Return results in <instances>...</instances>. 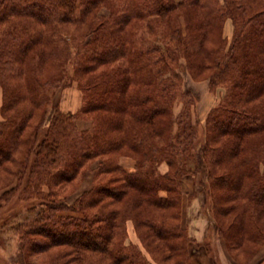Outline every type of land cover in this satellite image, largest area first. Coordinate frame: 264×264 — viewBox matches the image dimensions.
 Instances as JSON below:
<instances>
[{"label": "trees", "instance_id": "trees-1", "mask_svg": "<svg viewBox=\"0 0 264 264\" xmlns=\"http://www.w3.org/2000/svg\"><path fill=\"white\" fill-rule=\"evenodd\" d=\"M106 7L112 13L102 14V8ZM177 11L200 16L202 20L190 22L188 27L203 31L195 33L193 38L185 35L181 23L173 17ZM228 17L233 19L236 27L230 48L226 50L224 40L220 38L217 50L208 49L205 40L210 30L221 32ZM135 20L145 22L144 29L150 34L160 28L162 45L153 42L157 38H152L148 44L143 36H138L136 32L141 28L131 26ZM3 21L10 22L12 28L6 31L7 37L0 40V74L4 76L10 72L23 73V66L16 62L35 56L34 53L27 55L28 46L32 45H41L36 55L40 57L44 53L55 57L60 67L65 68L70 60L73 61L76 72L94 69L91 62L106 67L93 84L92 80L86 81L90 89L85 88L86 101L81 108L83 112H109V115L100 116L103 131L98 128L91 132L78 130L75 117L65 114L59 106L52 127L37 131L20 182L23 179L29 182L33 167L39 164L41 172L38 175L46 179L50 189L56 180H69L85 160L113 148L127 147L141 154L146 164L139 163L134 171L119 164L123 177L140 193L147 195L150 191L154 203H179L180 177L195 172L206 179L204 187L210 205H214V183L208 179L211 169L204 155L208 144L196 150L200 145L199 134L186 109L182 114L186 119L176 122L174 103L177 99L182 100L184 106L188 105V97L180 88L178 76L167 74L178 52L193 48L204 53L202 64L211 62L214 67L210 84L225 85L227 89L224 100L210 114L208 124L214 127L215 134L210 137L215 145L220 134H228L229 143L222 148L214 146L209 151L216 158L232 157L241 151V145L246 141V147H242L247 152L243 163L253 165L249 170L236 169L226 178L232 185L227 188L229 200L239 196L248 198L233 229L237 243L244 241L246 227L243 220L244 213L248 215L247 219L250 218L248 207L257 206L260 213L264 212V169L257 162H251L252 157L257 159L264 154V141L257 144L248 138L264 129V109L243 106L244 102L264 95V0H0V24ZM65 23L78 24L83 29L68 40L59 29ZM45 44L52 46V53L42 48ZM39 80L35 78L34 86L28 89L30 99L36 104L43 103L42 98L36 97ZM20 89L12 87L16 92H12V106H16V100L23 95ZM16 120L12 119V127ZM223 123L231 129L221 131L224 130ZM13 131L12 128L11 133L8 126L0 124V158H8L10 149H5L7 145L1 143H5L11 134L15 138ZM36 150L38 155L34 157ZM162 160L174 169L173 173L156 175L149 163ZM104 163L102 169H109V163ZM246 176L250 179L243 184ZM50 189L48 199L51 200L45 198L47 207L19 226L22 229L20 235L29 246L39 244L47 250L49 246L61 244L73 249L72 259L66 260L67 255L63 254L49 264H83L91 260L86 252L99 254L96 264H105L107 257L108 264H149L143 254L124 244L121 210H108L104 206L91 211L99 201L95 194H108L104 186L98 185L78 199L79 208L57 198ZM161 190L168 195L162 197ZM21 201L22 206L37 204L36 200ZM130 202L134 203V199ZM65 211L73 214L62 213ZM149 223L152 237L167 248V259H174L172 264H192L188 247L190 237L179 222L151 218ZM214 224L218 229L221 223L215 220ZM36 235L56 242L50 244L45 238L38 240Z\"/></svg>", "mask_w": 264, "mask_h": 264}, {"label": "rangeland", "instance_id": "rangeland-1", "mask_svg": "<svg viewBox=\"0 0 264 264\" xmlns=\"http://www.w3.org/2000/svg\"><path fill=\"white\" fill-rule=\"evenodd\" d=\"M101 13L107 15L112 13V10L107 7L102 8ZM185 14L183 11H177L173 17L181 23L185 35L188 37L191 35L193 38L195 33L203 30L188 26L190 22H197L198 19H202L195 13ZM144 23L135 20L131 26L141 28L136 33L138 36H143L148 44L152 38H157L158 40L153 42L158 46L162 45V38L159 35L162 32L161 29H157L155 34H150V31L144 29L146 25ZM10 25V22L5 21L0 24V40L5 36L7 37L6 31L8 29L12 30ZM59 29L70 40V37L79 34L83 27L78 24L65 23ZM235 32L234 21L228 17L222 25L221 32L210 30L205 44L209 47L208 49L217 50L218 45L221 44V39H223L225 48L228 50ZM28 47L30 49L27 55L30 56L34 53L35 56H30L32 60L28 57L21 63L16 62V65L23 66L21 75L12 72L6 76L0 74V124L8 126L11 133L13 128L16 135L15 138H12L11 134L5 143H1L2 146L7 145L5 149H10L8 158H0V262L2 264H49L63 254L67 255H65L66 260L73 258L71 256L73 249L70 245L55 244L44 250L39 244H30L29 246L24 242L20 235L22 229L19 226L47 207L45 198L48 199L50 187H48L49 183H46V179L38 175L41 172L39 164L33 167L34 171L29 182L24 181V179L23 182H20L22 170L26 159L31 155L30 149L37 131L52 127L58 106L65 114H71L75 117L74 123L80 131L91 132L94 131V128L103 131L104 127L100 116L109 115L106 110L81 111L86 101L85 90L90 89L86 81L92 80L91 83L93 84L94 79L106 68L103 64L91 62L92 66H95L94 69L76 72L77 66L73 61L70 60L63 68L60 67L61 64H58V59L55 57L46 56L44 53L40 57L36 55L41 45ZM42 48L46 52L52 53L51 45L45 44ZM203 54L193 48L185 52L183 50L178 52L177 57L172 61V69L167 71V74L173 73L178 76L180 88L188 97V105L184 106V102L177 99L174 103L173 114L176 122L186 119L182 115L186 109L190 113L192 125L196 126V133L199 134L200 145L196 146V150L199 151L201 147L208 144L204 155L209 170L211 169L208 179L214 183V205H210V197L204 187L206 179L195 172L184 173L180 177L179 203L157 205L154 203L150 191L147 195L142 194L124 179L119 164L124 163L131 167L132 170L130 171H134L139 163L146 164L141 154L133 152L127 147L113 148L108 153L100 154L91 160H85L84 165L74 175H71L69 180L63 182L56 180L50 189L57 198L66 201L74 208H79L76 203L78 199L83 198L86 193L98 185L104 186L108 194H95L99 201L92 207L91 211L95 212L104 206L108 210H121L123 212V216L120 215V219L122 218L123 221L121 231L123 229L124 244L143 254V258L149 264H172L174 261L173 258L167 259V248L162 245L163 243H159L156 237H152V229L150 223L148 224L151 218L167 222H179L190 237L188 247L191 240L195 241V238L199 237L200 242L197 244L203 245L209 252L215 249V253L218 255V249H220L239 264L249 263L255 259L261 250H264V212L260 213L257 206L248 207L250 218L247 219L248 215L244 213L243 224L246 227L244 241L238 244L234 238L233 229L238 223V215L242 213L243 205H246L248 198L239 196L229 200L230 192L227 188L232 185L228 184L226 178L237 171L236 169L249 170L253 168V165H244L243 163V158L247 152L242 147H246V141L241 145V151H237L236 155L232 157L223 155L216 158L209 151L214 146L222 148L229 143L228 134H220L215 145L210 137V135L215 134V130L208 124L210 114L224 100L227 89L225 85L212 86L210 84V76L214 67L211 62L202 64ZM10 67L12 68V64ZM35 78L40 79L36 97L42 98L43 103L41 104H36L33 99H30V93H28L30 92L28 89L32 87ZM13 86L18 90L21 88L20 91L23 92V95L16 100V106H12V92H15L12 90ZM243 106L255 110L264 109V95L244 102ZM13 118L17 120L15 121L16 125L12 127ZM223 128L224 130L221 131H227V129H231V126L223 123ZM249 137L252 139L251 141L260 144L261 141H264V129ZM159 144L163 145L162 142ZM12 145L14 146L13 150ZM38 150L33 154L34 157H37ZM262 157L264 154L257 159L252 157L251 162L253 164L257 162L261 169H264ZM105 161L110 165L109 169L106 170L102 169V165L106 164ZM149 164L156 170V175L174 172V169L165 160ZM249 179L250 177L246 176L242 183L246 184ZM159 193L162 197L168 195L164 190ZM22 199L36 200L37 204L22 206ZM130 199H134V203L130 202ZM49 200L51 199L49 198L47 201ZM62 213L73 214L72 211ZM215 220H219L221 223L218 229L214 224ZM39 238L48 239L50 244L56 242L49 237L43 238L41 235H36V239L39 240ZM86 254L91 260L84 261L83 264H96V261L99 260L97 253L86 252ZM107 260L108 257L105 264H108Z\"/></svg>", "mask_w": 264, "mask_h": 264}, {"label": "crops", "instance_id": "crops-1", "mask_svg": "<svg viewBox=\"0 0 264 264\" xmlns=\"http://www.w3.org/2000/svg\"><path fill=\"white\" fill-rule=\"evenodd\" d=\"M122 165L127 170H132L130 169L131 167L126 164L122 163ZM195 239V241L191 240L189 243V253L192 264H239L233 261L230 256L222 252L220 249H218L219 255L215 253V249H212V251L209 252L203 245L197 244L200 242L199 237ZM247 264H264V250H261L255 259Z\"/></svg>", "mask_w": 264, "mask_h": 264}]
</instances>
